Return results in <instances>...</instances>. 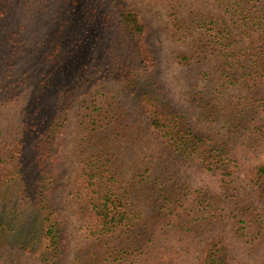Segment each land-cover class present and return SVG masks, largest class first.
<instances>
[{
    "label": "trees",
    "instance_id": "16d2710c",
    "mask_svg": "<svg viewBox=\"0 0 264 264\" xmlns=\"http://www.w3.org/2000/svg\"><path fill=\"white\" fill-rule=\"evenodd\" d=\"M60 1L0 0V102L26 89L29 37L56 25L33 69L18 139L0 136V250L42 264L71 251L56 196L76 110L75 185L85 194L71 264H234L219 235L226 224L258 251L264 160L250 165L242 152L264 153V0H225L241 17L237 33L211 17L174 33L183 102L155 80L158 58L138 11L121 0H62L58 19ZM218 120L232 136L261 142H223L220 130L197 126ZM193 172L214 188L193 183Z\"/></svg>",
    "mask_w": 264,
    "mask_h": 264
},
{
    "label": "rangeland",
    "instance_id": "374dc122",
    "mask_svg": "<svg viewBox=\"0 0 264 264\" xmlns=\"http://www.w3.org/2000/svg\"><path fill=\"white\" fill-rule=\"evenodd\" d=\"M122 3L140 13L148 32V42L153 53L158 58V72L155 80L159 86L164 88L166 92L183 102L186 95V86L183 82V68L173 61V52L176 48H180L183 44L175 41V35H180L187 29L192 28L193 19L196 17H211L221 22V26L228 24L233 33L238 32V27L241 23L240 15L234 13L228 8L225 0H121ZM263 1V0H262ZM58 19L65 17V3L61 0L59 3ZM180 20L177 23V20ZM56 25L48 27L47 37L39 31L33 38L29 37L28 45L26 46L25 69L27 70L26 89L19 93L13 101L0 102V136L5 140L18 139V130L24 119L27 118L31 109V91L33 89V69L39 59L42 50L47 43L49 35L54 31ZM31 41V42H30ZM221 85V82H217ZM228 91L235 94L237 89L229 85ZM77 121L76 110H74L66 124L65 135L63 137V155L61 161V175L63 177L60 190L56 196V201L62 210L63 219H65V228L68 236L69 248L64 258L59 264H71L74 248V238L77 234L78 220H75L76 206L81 199L84 198V191L80 193L76 190V155L73 153L74 126ZM197 124L203 132L212 133L220 130L223 135V142H242L244 145H252V143H260V139H253L240 136H232L227 127H223V122H201ZM254 154L242 152L244 158H251L252 161L248 164H255L264 160V153L258 157H253ZM259 160V161H258ZM189 178L195 184H209L214 188V179L209 176L201 175L193 172L189 174ZM77 217V216H76ZM216 233V231L214 232ZM230 230L229 224L224 225L219 229V235L226 242L228 258L234 264H264V244L258 251L251 252L242 241ZM205 235L203 238H205ZM196 241H194L195 243ZM193 254H197V247L194 248ZM68 250V249H67ZM192 256V255H191ZM42 264L39 260H34L33 255L20 251L0 250V264ZM186 264H194L193 258L188 257Z\"/></svg>",
    "mask_w": 264,
    "mask_h": 264
}]
</instances>
